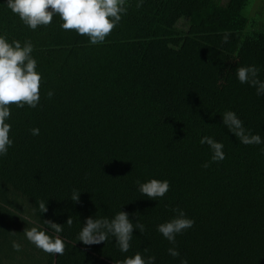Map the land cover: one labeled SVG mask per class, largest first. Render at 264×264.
<instances>
[{"label":"trees","instance_id":"trees-1","mask_svg":"<svg viewBox=\"0 0 264 264\" xmlns=\"http://www.w3.org/2000/svg\"><path fill=\"white\" fill-rule=\"evenodd\" d=\"M137 3L127 0L105 42L91 45L63 30L59 16L31 30L0 0V34L31 41L42 78L36 108L9 106L0 264H122L137 252L155 264H264V144L240 143L221 117L232 110L264 138V97L235 75L254 65L264 80V0ZM205 135L223 143L224 160H211L199 143ZM150 179L169 181L163 199L139 193L136 182ZM176 208L195 223L172 245L156 228ZM119 210L145 226L143 234L134 229L127 253L111 238L91 246L77 240L86 218ZM47 220L63 227V255L24 237L32 227L57 235Z\"/></svg>","mask_w":264,"mask_h":264},{"label":"clouds","instance_id":"clouds-1","mask_svg":"<svg viewBox=\"0 0 264 264\" xmlns=\"http://www.w3.org/2000/svg\"><path fill=\"white\" fill-rule=\"evenodd\" d=\"M142 3L138 0L137 7ZM7 8L31 30L38 26H47L52 22L54 16H59L63 30H74L78 35L89 38V44L99 45L105 42V38L119 24L122 16L127 12V0H6ZM34 46L31 41H24L23 45L18 40L9 42L7 37L0 34V157L7 155L9 148L13 145L10 138L11 124L10 105L23 108H36L40 102L41 74L36 70L37 61L32 53ZM260 68L254 65L241 66L235 71L240 84H247L255 88L258 97H264V80L260 79ZM48 97L53 92L47 93ZM222 124L232 133L239 142L244 145L264 144V138L259 134H252L244 126V122L232 110L225 111ZM39 128L30 129L33 136L39 135ZM199 143L207 145L211 151V160L220 162L225 159L222 142L210 136H202ZM208 164L205 163L204 167ZM141 196L159 201L169 191L168 180L150 179L147 182H136ZM80 192L74 190L72 201L79 200ZM42 213L47 211L46 205H39ZM121 209V208H120ZM176 215L164 223L157 225L156 230L170 244L175 245L176 237L183 234L194 225V220L188 218L182 209H173ZM136 215V214H134ZM49 229L57 235H50L47 231L38 227H32L24 231L25 239L37 249L53 255H63L65 242L59 237L63 231L60 224L51 220L44 221ZM66 223L70 226L69 218ZM138 230L141 234L145 226L136 220L135 223L129 218V214L119 210L113 217H88L81 227L77 240L84 245H98L115 240L121 253H127L133 240V231ZM13 248L20 251L21 245L13 243ZM168 254L177 258L180 256L175 247H170ZM122 264H155L154 256H142L137 252L135 255L125 257ZM180 264H188L186 259H181Z\"/></svg>","mask_w":264,"mask_h":264}]
</instances>
